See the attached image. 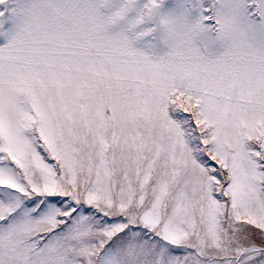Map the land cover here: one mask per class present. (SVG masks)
<instances>
[{
    "label": "snow or ice",
    "instance_id": "1",
    "mask_svg": "<svg viewBox=\"0 0 264 264\" xmlns=\"http://www.w3.org/2000/svg\"><path fill=\"white\" fill-rule=\"evenodd\" d=\"M0 264H264V0H0Z\"/></svg>",
    "mask_w": 264,
    "mask_h": 264
}]
</instances>
